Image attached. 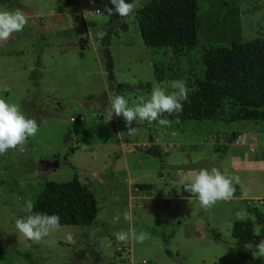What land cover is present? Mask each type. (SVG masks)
Here are the masks:
<instances>
[{
    "label": "rangeland",
    "instance_id": "1",
    "mask_svg": "<svg viewBox=\"0 0 264 264\" xmlns=\"http://www.w3.org/2000/svg\"><path fill=\"white\" fill-rule=\"evenodd\" d=\"M64 1H0V11L34 12L26 15L24 29L0 46V99L17 105L38 124L23 151L10 149L0 155V241L5 249L0 264H264L256 248L264 240V224L255 222L244 200L264 209L254 200L264 195V170L255 160L260 154L264 160V148L250 153L247 166L236 165L244 148L232 143L239 142L243 130L264 137V120H181V112L165 113L162 118L170 125L144 121L133 125L137 132L131 136L123 117L113 114L108 121L116 95L134 106L148 100L154 86L175 91L172 84L177 80L186 83L191 95L204 73L208 45L264 37V0H197L199 42L190 49L143 44L134 15L148 0H125L134 5L126 19L108 15L110 0H71L59 12ZM98 8L100 13L95 12ZM56 13L64 18L40 35L35 21L45 24ZM123 22L125 30L119 28ZM107 27L112 30L107 46L111 82L98 36ZM151 144L159 147L161 156L146 151ZM42 158L57 159L58 168L40 172L37 163ZM213 167L240 178L236 185L242 198L233 195L204 209L196 196L183 194L180 180ZM73 177L94 194L98 210L92 224L61 225L39 242L20 234L15 221L45 181ZM240 210L246 212L242 219L236 215ZM245 219L254 223L255 238L239 246L231 227ZM130 226L150 238L143 243L118 241L114 233Z\"/></svg>",
    "mask_w": 264,
    "mask_h": 264
},
{
    "label": "trees",
    "instance_id": "2",
    "mask_svg": "<svg viewBox=\"0 0 264 264\" xmlns=\"http://www.w3.org/2000/svg\"><path fill=\"white\" fill-rule=\"evenodd\" d=\"M15 3V0H0ZM71 4L65 0L58 7L59 12ZM197 0H148L135 10V19L147 47L168 46L174 49H190L198 42ZM125 30V22L119 24ZM101 39L102 46H108L112 37L111 28H106ZM204 73L195 80L194 92L189 101L183 102L181 120H264V37L246 41H231L229 44H210L203 55ZM107 67V78L114 76ZM35 72H31V77ZM224 149L226 145H223ZM217 149L219 147L217 146ZM146 151L161 156L159 147L151 144ZM234 196H239V187ZM147 188V185H140ZM186 196H194L187 193ZM247 201V199H244ZM33 214L45 213L60 216L61 225L87 226L92 224L97 213V202L92 190L77 177L63 182L45 181L43 189L33 202ZM255 222L264 224V210L255 205H246ZM28 213L25 211L22 217ZM253 222L250 219L233 222L231 235L236 245L243 246L255 238ZM214 237L219 233L213 231ZM166 241V240H164ZM5 249L0 241V260ZM165 253L171 255L169 249Z\"/></svg>",
    "mask_w": 264,
    "mask_h": 264
},
{
    "label": "clouds",
    "instance_id": "3",
    "mask_svg": "<svg viewBox=\"0 0 264 264\" xmlns=\"http://www.w3.org/2000/svg\"><path fill=\"white\" fill-rule=\"evenodd\" d=\"M113 7H106L105 11L109 16L118 14L120 18L126 19L134 11L132 3H126L125 0H110ZM97 13H100L97 10ZM27 24L26 14L22 10L0 11V42L6 41L15 32H20ZM106 33L99 32L98 36L102 39ZM172 87L175 91L166 93L160 86H154L148 100L136 102L134 106H129L128 100L121 95L111 98V110L109 111L110 121L113 114L117 117H123L128 135H134L137 128L134 124H140L144 121L157 122L160 126H168L171 121L162 118L163 114L169 115L183 110V102L189 101V89L183 80L174 81ZM107 121V122H108ZM38 132V124L35 119L27 118L15 104H9L5 99H0V155H4L8 150L23 151L29 137H33ZM235 184H240L238 176H227L215 167L200 169L191 175L183 177L180 183L184 190L198 199L204 209H209L218 201L230 200L234 193ZM33 203H26L25 217L18 218L15 221V227L26 239L39 242L52 232L61 229L60 216L57 214L48 215L45 213L33 214ZM237 218L242 219L246 212L240 210L237 212ZM119 216L114 217V222L119 221ZM125 220L130 221L131 216L125 214ZM116 239L122 243L129 240L136 243H143L150 238V235L144 231L137 233L134 227L127 230H120L114 233ZM69 242L72 236L68 235ZM257 257H264V240L257 245Z\"/></svg>",
    "mask_w": 264,
    "mask_h": 264
},
{
    "label": "crops",
    "instance_id": "4",
    "mask_svg": "<svg viewBox=\"0 0 264 264\" xmlns=\"http://www.w3.org/2000/svg\"><path fill=\"white\" fill-rule=\"evenodd\" d=\"M112 16V15H111ZM238 140L236 139L235 142H232L233 144L237 143V146H242L244 148V152L240 153L241 156L238 157L239 158H235L236 161H234V163H236V165H248V158L250 153L254 152L256 150V147L260 148H264V137L261 136L260 134L256 133L254 130L252 131H246L243 130L242 134H241V138H239V142H237ZM243 155V157H242ZM262 154H260L259 156L255 157V160H257L260 164H259V168L264 170V160L262 159L263 156L261 157ZM184 194V193H183ZM186 196V195H185ZM239 199L242 198V195L240 196H236ZM256 199H264V195L261 196H254ZM264 204V203H263ZM264 210V209H262Z\"/></svg>",
    "mask_w": 264,
    "mask_h": 264
},
{
    "label": "water",
    "instance_id": "5",
    "mask_svg": "<svg viewBox=\"0 0 264 264\" xmlns=\"http://www.w3.org/2000/svg\"><path fill=\"white\" fill-rule=\"evenodd\" d=\"M23 12L28 16H34V12H32L28 9H23ZM63 18H64L63 13H56L53 16H51L50 19L45 24L37 23L35 20L34 21L40 30V35H42L43 33H45V31H49L54 23H56L57 21H59ZM116 23H119V21H116ZM13 35H14V33L12 34V36ZM11 37H9L6 41L0 42V46L6 44ZM104 55L106 58L107 67H110L111 66V58H110L109 48L107 46H104ZM150 141H152V139ZM229 142H230V140H229ZM37 166H38V170L40 172H49V171H54L56 168H58L59 163H58L57 159L50 161V160L42 158L38 161Z\"/></svg>",
    "mask_w": 264,
    "mask_h": 264
},
{
    "label": "built area",
    "instance_id": "6",
    "mask_svg": "<svg viewBox=\"0 0 264 264\" xmlns=\"http://www.w3.org/2000/svg\"><path fill=\"white\" fill-rule=\"evenodd\" d=\"M97 10H99V12L101 11V10L98 8V9H95V12H97ZM254 200H256L259 204H263V203H264V201H263L264 199H262V198H261V199H260V198H259V199H254ZM251 201H252V200L247 199V204H248V205H254V204H255L254 201H252V202H251ZM125 248H126V247H125Z\"/></svg>",
    "mask_w": 264,
    "mask_h": 264
}]
</instances>
